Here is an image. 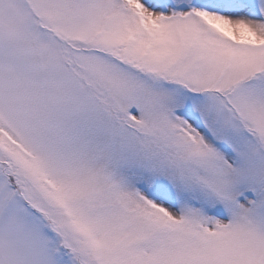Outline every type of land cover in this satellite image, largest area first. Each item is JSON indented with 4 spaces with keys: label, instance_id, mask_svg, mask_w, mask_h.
Returning <instances> with one entry per match:
<instances>
[{
    "label": "snow or ice",
    "instance_id": "6c2138e0",
    "mask_svg": "<svg viewBox=\"0 0 264 264\" xmlns=\"http://www.w3.org/2000/svg\"><path fill=\"white\" fill-rule=\"evenodd\" d=\"M0 264H264V0H0Z\"/></svg>",
    "mask_w": 264,
    "mask_h": 264
}]
</instances>
